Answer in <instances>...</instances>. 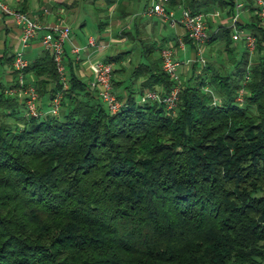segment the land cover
<instances>
[{"label":"trees","instance_id":"obj_1","mask_svg":"<svg viewBox=\"0 0 264 264\" xmlns=\"http://www.w3.org/2000/svg\"><path fill=\"white\" fill-rule=\"evenodd\" d=\"M116 1L126 14L130 0H105ZM142 1L149 9L151 0ZM244 2L253 13L238 24L257 36L254 60L247 46L237 58L231 20L211 18L209 41H224L234 67L196 58L174 110L140 98L174 83L162 67L164 38H143L128 79L123 60L133 49L105 55L123 100L116 111L67 49V87L46 48L25 68L49 101L37 114L23 94L6 90L19 83L5 70L12 77L0 81V264H264V20L255 0ZM23 3L17 7L27 9ZM167 4L232 17L237 0ZM9 48L0 65L12 66Z\"/></svg>","mask_w":264,"mask_h":264},{"label":"built area","instance_id":"obj_2","mask_svg":"<svg viewBox=\"0 0 264 264\" xmlns=\"http://www.w3.org/2000/svg\"><path fill=\"white\" fill-rule=\"evenodd\" d=\"M169 0H151L149 6L150 12H155L163 15L172 23H180L184 26L186 34L193 42L196 48L197 58L202 63H206L207 59L203 54L202 46L210 38V21L215 14H221V9L214 11H191L189 8L180 5V12L168 6ZM256 9L262 20H264V0H255ZM245 6V2L237 0L236 11L232 15V25L234 26L233 36L235 39H243L245 44L251 49H255L257 46V36L242 28L238 25L240 19V10ZM45 11H49L48 7H45ZM0 13L6 15V17L12 18V20L20 27L19 46L14 50V56L12 60V68L16 71L17 81L21 89L25 94V106L28 113L37 114L40 112L39 104L42 102V98L38 94L37 86L32 81L34 78L28 79L26 76V66L30 60L25 52V47L31 42V40L39 36L41 44L44 48L48 49L55 60L57 70L60 74V78L63 81V87H67L69 84V76L66 64V42L70 37L71 24L64 20H44L39 16H36L28 10L16 7L6 0H0ZM92 44H96L95 37L90 38ZM179 45L184 47L185 40L179 38ZM101 48L107 46L106 43L100 44ZM72 50L76 53L75 58H79L80 46L75 44ZM162 67L167 71L174 83L167 93H163L160 90V86L154 88H148L142 92L140 98L146 99H158L167 104L170 109H175L178 98L181 81L183 79L180 72L181 59L176 55V47L173 43H166L161 48ZM90 67L92 69L93 77L91 83L98 87V92L102 99L107 103L108 107L112 111L118 110L123 100L120 99L115 91L113 83V67L114 62L105 58V53L90 59ZM243 91V88L241 89ZM7 91H18L14 87H10ZM62 92L57 91L53 98L50 99V110L57 112L60 108V101Z\"/></svg>","mask_w":264,"mask_h":264},{"label":"crops","instance_id":"obj_3","mask_svg":"<svg viewBox=\"0 0 264 264\" xmlns=\"http://www.w3.org/2000/svg\"><path fill=\"white\" fill-rule=\"evenodd\" d=\"M95 1L96 0H91L90 2H86L85 0H10V3L17 7V5L24 4L23 2H25L28 11L44 20H64L70 22L71 31L70 37L65 44L66 49L72 57H75L76 53L72 50V47L75 44L80 46L78 52L79 58L76 59L78 61V71L83 77L90 81L93 77L92 69L90 67V59L100 56L103 53L106 55L108 52L115 53L118 50L129 48L135 49L136 46L142 47L143 38L153 39L154 37L160 41L164 38L165 44L174 43L176 40H179V38L185 40L186 30L183 25L180 23H172L163 15L150 12L148 9L143 8L142 0L136 3L139 7H137L136 11L127 12L123 15H121L122 13L118 9L117 1L109 6H107L105 2L103 9H106V15L102 18H98L96 13L87 9V4H93ZM47 6L50 7L49 11L44 10ZM95 6L96 8L98 7L97 5ZM243 9L250 10L248 8ZM89 16L95 21L94 27H88L87 23ZM228 19L229 16H224L222 21H227ZM103 20L104 23L101 27V21L103 22ZM165 26H170L172 32L160 38L158 36L159 30ZM85 28L89 29L87 35L81 33ZM139 28L143 30V34H140ZM75 29L76 31H74ZM122 31L126 32L122 34ZM19 35L20 27L12 20V18L6 17V15L0 13V54H2L4 49L8 47H10L9 50L14 51L15 48L19 46ZM91 37H95L96 44L90 42ZM188 41L189 40H185L184 47L179 44L177 45L176 55L178 57V50H184ZM102 42H108L107 46L103 49L99 46ZM189 42H191V49L193 52L192 57L190 58L193 65V61L197 58V55L194 53V44L192 41ZM43 49L44 46L41 44L39 36H36L25 47V52L29 60H31L38 57ZM128 58L130 59L129 54H127V58H125L123 62L128 60ZM128 61L130 62V60ZM181 61L182 65L185 64L183 60ZM187 63L189 62H186V64ZM28 75L35 78L34 73L32 74L31 71ZM10 77L12 76L10 75ZM42 103L44 108L49 106V101L45 96H42Z\"/></svg>","mask_w":264,"mask_h":264},{"label":"rangeland","instance_id":"obj_4","mask_svg":"<svg viewBox=\"0 0 264 264\" xmlns=\"http://www.w3.org/2000/svg\"><path fill=\"white\" fill-rule=\"evenodd\" d=\"M6 1L10 3V0H6ZM85 1L86 2L87 1L90 2L91 0H85ZM242 1H244V0H242ZM137 2H138V0H130L129 2H126V6H127V9H128L127 12L136 11V9L138 7L137 6L138 4H136ZM95 5H97L99 8H96ZM104 6H105V1L104 0H96L93 4H91V3L90 4H87V9L88 10H92L93 13H96L98 15V18H102V17H104L106 15V9L105 8L103 9ZM47 7L50 8L49 6H47ZM243 8H245V7H243ZM243 8L240 10V16L239 17H240V19H242L243 21H245V20H247L251 16V14L253 12L250 11L251 10L250 8H248L250 10H246V9H243ZM24 10H27V9H24ZM176 12L177 13L180 12V7H178V9L176 10ZM255 13H258L257 12V9L255 10ZM224 16H227L228 17V14H227L226 11L221 10V14H215L214 17H212V20L215 19V22L218 23V22H220V21L223 20V17ZM232 18L233 17H229L228 20H231L232 21ZM155 22H157V21H155ZM87 24H88V27L89 28L90 27H94L95 21H94V19L91 16L88 17V23ZM88 30H89L88 28H85L84 30L81 31V33L83 35H87L88 32H89ZM74 31H76V29ZM72 32H71V34H72ZM142 32H143V30L140 29V34H143ZM171 32H172L171 27L170 26H165V27H162L159 30L158 36L161 38L162 36L167 35L168 33H171ZM146 40H148V38ZM102 43H106V42H102ZM102 43H100V44H102ZM110 43H111V41H110ZM234 43L237 46V52L235 54H236V56L238 58V57L241 56L243 50L246 48L247 45L245 44V42H244L243 39H235ZM100 44H99V46H100ZM247 48L250 50L251 57L254 60V56L256 54L257 47L255 49H251L250 47L247 46ZM202 49H203V54L205 55L206 59L207 60H209V59L210 60H213L215 62V65L217 67H222L225 70L234 67V63H233V59L234 58L229 55L228 48H226V45H225L224 41H214V42H212V41H209L208 40L206 43H204V45L202 46ZM139 50H141V47L136 46V48L133 49V51L131 52V55H130V58L131 59L128 58V60H130V62L128 60H126L124 62V65H125V68L126 69H125V71L123 72L122 75L126 79L129 78V74H130V72H131L134 64L138 60H140V59L143 58V56L140 55V51ZM195 52H196V48L194 46V53ZM192 53L193 52H192V49H191V42H189V41L187 42V45H186V47H185L184 50H180V49L178 50V54H179L180 59L183 60V62L185 63L183 65L181 63V65H180V72H181L182 77L184 75L189 76L191 74L190 72L192 71V62H191L190 58L192 57ZM186 62H189V63L186 64ZM9 68H12V66L9 65V64L4 65V66L3 65H0V81H2L4 84L6 83V85H8L10 83L7 80V78L8 79L9 78L11 79V77H10L11 74L10 75H8V74L6 75L5 74V70H9ZM28 73H29V71H26L27 78L28 79L29 78H32V76L28 75ZM32 74H33V72H32ZM10 87L16 88V90H18L19 93H21V94H23L25 96L24 92L21 89H19L20 85H11ZM10 87H7L6 90L9 89ZM114 87L117 90L116 85ZM37 91H38V94L40 95L38 88H37ZM8 92H10V91H8ZM40 97L42 98V95H40ZM9 120L12 121L14 119L12 117H10Z\"/></svg>","mask_w":264,"mask_h":264}]
</instances>
